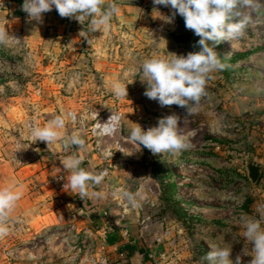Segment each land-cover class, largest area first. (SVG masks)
I'll list each match as a JSON object with an SVG mask.
<instances>
[{"label": "rangeland", "instance_id": "obj_1", "mask_svg": "<svg viewBox=\"0 0 264 264\" xmlns=\"http://www.w3.org/2000/svg\"><path fill=\"white\" fill-rule=\"evenodd\" d=\"M254 5L252 13L246 14L249 23L244 35L215 46L225 67L209 74L204 95L188 117L184 108L161 107L148 99L146 85L140 80L145 59L200 51V37L186 29L180 15L172 23L144 15L132 29L113 26L111 18L107 31L82 29L77 37L66 31L45 32L33 45L16 40L7 47L0 45V162L5 158L15 175L37 160L44 169L54 164L57 154H75L82 157L80 167L85 170L89 165L94 174L106 169L110 176L106 186L120 198L149 205V200H168L171 207L167 209L175 216L196 213L198 201L212 206L214 200L221 214H228L234 210L231 206L244 199L257 201V206L264 204L262 184L257 182L251 188L247 177L245 162L251 154L242 152L246 138H250L249 144L252 137L247 128L257 125L259 118L255 111L244 113L248 101L241 99L247 88L254 90L253 77L260 81L264 72L259 60L254 63L242 56L249 52L245 51L249 45L264 38L260 24L264 16L259 13L264 3L254 0ZM159 11L171 15L169 7L162 5ZM178 35L185 40H178ZM117 80L130 83L127 97L118 98L112 92L111 83ZM172 114L180 117L178 132L186 137L187 149L159 156L130 140L133 127L140 125L146 131ZM113 115L119 116V121L111 136L92 132ZM56 116L65 117V135L81 134L83 150L75 145L66 147L62 140L49 148L46 142H32L28 125L44 127ZM171 185L174 188L170 190ZM92 193L98 190L93 188ZM97 199L98 195L87 199L93 210V229L102 222ZM257 206L256 211L264 214ZM16 230L10 242L1 246L11 264L104 263L97 251L100 237L88 239L83 231L59 227L23 238ZM6 252H11V257Z\"/></svg>", "mask_w": 264, "mask_h": 264}, {"label": "crops", "instance_id": "obj_2", "mask_svg": "<svg viewBox=\"0 0 264 264\" xmlns=\"http://www.w3.org/2000/svg\"><path fill=\"white\" fill-rule=\"evenodd\" d=\"M261 2L263 5L264 0ZM23 3L24 0H0V26L9 35L19 36L21 43L33 45L35 38H40L45 32L62 34L66 31L77 37V32L90 28L88 19L81 24L73 18H61L55 8L43 14L42 22L32 21L21 10ZM111 3L119 8V13L112 17L113 26L116 27L132 29L139 25L142 16L151 17L154 11L153 0H105L104 7ZM161 6L155 7L159 9ZM242 13L250 14L252 10L249 7L243 9ZM259 13L263 18V6ZM260 24L264 32V18ZM255 25L257 22L251 26ZM11 43L12 41L9 44ZM249 46L245 50L249 52H244L246 54L242 56L254 63L259 60V68L264 69V38ZM262 73L260 81L253 77L251 86L253 85L254 90L247 88L241 100L248 101L245 103L244 113L255 111L259 118L257 125L247 128L248 136L252 137L249 144L247 138H250H246L245 150L242 152L249 151L256 160L259 168L257 182L264 188V72ZM254 95H260L259 99L252 97ZM1 156L0 150V160ZM66 157L68 156L57 154L54 164L44 169L41 161L37 160L19 169L15 175L5 158L3 163L0 162V189L23 186V196L8 217L9 233L0 238V264H11L6 261L1 246L4 242H10L16 228L18 234L25 238L39 230L59 227L83 231L88 239L100 237L97 251L104 257L103 264H206L202 257L211 250L209 244L231 248L230 259L235 261L239 256L241 264H250L253 258L252 245L243 238L242 218L259 220L264 229V214L256 211L257 201L249 203L244 199L240 204L231 206L234 210H229L228 214H221L212 198V206H205L204 201H198L196 213L175 216L171 209H167L171 207L168 200H149V205L138 200L126 201L120 198L106 186V180L110 178L106 175L101 184L89 185L90 193L93 188L98 190L96 210L99 212L97 215L102 217L101 224L93 229V210L88 204V198L81 200L70 186H65L70 173L63 168L61 160ZM86 170L93 173L90 165L86 166ZM255 184L250 182V187L255 188ZM173 188L171 185L170 190ZM104 194L111 197V202L106 205L101 203ZM160 207L162 211L159 210ZM245 249L249 254H246Z\"/></svg>", "mask_w": 264, "mask_h": 264}, {"label": "clouds", "instance_id": "obj_3", "mask_svg": "<svg viewBox=\"0 0 264 264\" xmlns=\"http://www.w3.org/2000/svg\"><path fill=\"white\" fill-rule=\"evenodd\" d=\"M104 4L105 0H24L21 10L28 14L30 20L42 22L43 14L55 8L61 18H73L81 24L88 19L92 31H107L111 18L119 13V8L114 3L105 8ZM153 4V17L166 23H172L177 15L182 16L186 29L200 37L197 41L200 51L189 52L186 56L174 54L172 58L153 56L145 59L141 64L140 77L146 85L144 95L157 101L161 107L177 105L184 108L185 117H188L195 113V105L204 95L209 74L225 67L215 46L225 40L243 36L249 19L242 14V10L256 5L254 0H153ZM159 5L169 7L171 15H163L155 7ZM155 12L160 15H154ZM12 40L20 39L9 35L0 26V45L7 46ZM128 84L125 85L119 80L113 81L111 90L116 97L125 98L128 96ZM113 119L116 117L111 116L109 121ZM179 121L180 117L176 114L168 115L158 120V126L146 131L137 124V127L131 129L130 140L139 146L143 145L153 155L179 153L189 147L186 137L178 132ZM108 122L105 123L106 131ZM64 128L65 117L56 116L44 127L32 128L30 138L33 143L46 142L48 148L62 140L66 147L75 145L83 150L85 141L81 134L73 132L65 135L62 132ZM119 151L123 152L122 149ZM61 162L63 168L70 173L65 186H70L72 192L77 193L81 200L99 195L90 193L89 185L101 184L107 175L106 171L94 174L85 170L80 167L82 157L75 154L63 158ZM22 196V185L0 189V238L8 235V217ZM242 228L243 238L252 245L253 258L250 264H264V229L261 228V222L242 218ZM209 246L211 250L202 257L206 264H241L239 256L235 261L230 259L231 248L214 244ZM245 252L249 254L246 249Z\"/></svg>", "mask_w": 264, "mask_h": 264}, {"label": "water", "instance_id": "obj_4", "mask_svg": "<svg viewBox=\"0 0 264 264\" xmlns=\"http://www.w3.org/2000/svg\"><path fill=\"white\" fill-rule=\"evenodd\" d=\"M178 40L182 41L185 40V36L178 35L176 36ZM246 171H247V177L250 180L252 184H255L259 179V168L257 166V162L253 159L251 155H248L246 158ZM111 202L110 195L104 194L101 203L107 204Z\"/></svg>", "mask_w": 264, "mask_h": 264}, {"label": "built area", "instance_id": "obj_5", "mask_svg": "<svg viewBox=\"0 0 264 264\" xmlns=\"http://www.w3.org/2000/svg\"><path fill=\"white\" fill-rule=\"evenodd\" d=\"M110 117L111 116H109L107 118L106 122L109 121ZM113 117H116V119H113V120H111V121H109L107 123V129H108L107 131L105 130V124H102V125L95 126V130H93L92 132L95 133V131L98 130L99 131L98 134L101 135L102 137L111 136L113 134L114 130L116 129L115 128V125H117V123L119 121V116L113 115ZM28 127H29V130L31 132V129L34 128V127H36V126L31 123V124L28 125ZM104 171L107 172L106 169H104L101 172H104ZM257 210H259V211L264 210V204L263 203H260V205L257 206ZM6 256L11 257V252H6Z\"/></svg>", "mask_w": 264, "mask_h": 264}, {"label": "trees", "instance_id": "obj_6", "mask_svg": "<svg viewBox=\"0 0 264 264\" xmlns=\"http://www.w3.org/2000/svg\"><path fill=\"white\" fill-rule=\"evenodd\" d=\"M108 242H110V240L108 239Z\"/></svg>", "mask_w": 264, "mask_h": 264}]
</instances>
